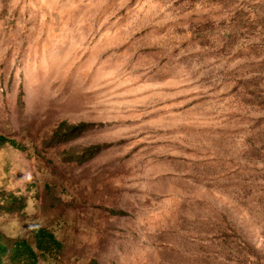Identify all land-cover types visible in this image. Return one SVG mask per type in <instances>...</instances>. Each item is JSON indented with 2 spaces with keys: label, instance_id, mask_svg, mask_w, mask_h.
<instances>
[{
  "label": "rangeland",
  "instance_id": "obj_1",
  "mask_svg": "<svg viewBox=\"0 0 264 264\" xmlns=\"http://www.w3.org/2000/svg\"><path fill=\"white\" fill-rule=\"evenodd\" d=\"M0 136L38 264H264V0H0Z\"/></svg>",
  "mask_w": 264,
  "mask_h": 264
},
{
  "label": "trees",
  "instance_id": "obj_2",
  "mask_svg": "<svg viewBox=\"0 0 264 264\" xmlns=\"http://www.w3.org/2000/svg\"><path fill=\"white\" fill-rule=\"evenodd\" d=\"M88 124L80 123L74 125H60V128L55 132L54 138L58 141L71 140L85 130ZM60 133V135H58ZM4 142H9L13 147H20L11 139H6L0 136V145ZM98 147H92L85 151V157L94 156ZM26 208L25 199L22 196H17L13 193L3 191L0 193V212L11 214L14 212L23 211ZM34 247L24 240H15L11 245L3 242V236L0 234V264H38V255L35 250L39 251L40 255L45 256L53 261L59 259L63 255V245L49 231L40 226H35L33 231Z\"/></svg>",
  "mask_w": 264,
  "mask_h": 264
}]
</instances>
